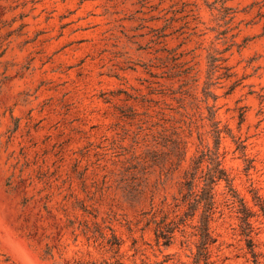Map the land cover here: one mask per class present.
<instances>
[{
  "label": "rangeland",
  "instance_id": "rangeland-1",
  "mask_svg": "<svg viewBox=\"0 0 264 264\" xmlns=\"http://www.w3.org/2000/svg\"><path fill=\"white\" fill-rule=\"evenodd\" d=\"M262 206L264 0H0V264H264Z\"/></svg>",
  "mask_w": 264,
  "mask_h": 264
},
{
  "label": "trees",
  "instance_id": "trees-1",
  "mask_svg": "<svg viewBox=\"0 0 264 264\" xmlns=\"http://www.w3.org/2000/svg\"><path fill=\"white\" fill-rule=\"evenodd\" d=\"M203 162V158L200 157L198 160L195 161L194 169L191 173H188L185 178L184 186L187 190V193L184 195V203H188L189 206H202L204 209V223L202 227H200V233L202 238V249L206 250L208 245L213 243V239L211 237V231H210V222L212 220V216L215 213V196L213 194V186L209 185L207 182V178H204V176L199 175V170L201 167V164ZM221 164L218 163L216 167L211 171L212 175L210 174L209 178L211 180L210 184H215V177L216 173H219V176L217 178L219 180L223 179L225 177L224 170L219 169L218 167ZM208 178V179H209ZM196 181L202 182L203 186L198 194L194 191L196 186ZM193 198L194 199L193 201ZM262 211L264 212V206L261 207ZM239 213H241L240 219V228L242 231V235L246 238V241L248 243V246L250 249L253 248V239L251 237V234L253 232L252 224L250 222V219L254 216L249 212V210L242 206Z\"/></svg>",
  "mask_w": 264,
  "mask_h": 264
}]
</instances>
